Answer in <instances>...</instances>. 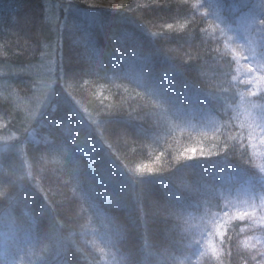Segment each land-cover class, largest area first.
<instances>
[{
    "label": "trees",
    "instance_id": "1",
    "mask_svg": "<svg viewBox=\"0 0 264 264\" xmlns=\"http://www.w3.org/2000/svg\"><path fill=\"white\" fill-rule=\"evenodd\" d=\"M46 1L0 0V264H264L250 194L264 188V146L247 122L264 93L247 102L245 54L228 39L259 10L264 37V0H59L60 29ZM55 44V96L32 122L15 95L35 92L27 69ZM76 108L111 160L80 151ZM112 159L133 200L103 195ZM228 190L249 208H222ZM214 212L223 225L203 246L198 220Z\"/></svg>",
    "mask_w": 264,
    "mask_h": 264
},
{
    "label": "rangeland",
    "instance_id": "2",
    "mask_svg": "<svg viewBox=\"0 0 264 264\" xmlns=\"http://www.w3.org/2000/svg\"><path fill=\"white\" fill-rule=\"evenodd\" d=\"M249 0H246L248 3ZM59 0H47V10L48 15L51 22L54 24L56 21L58 24H55L57 27L59 24L58 18V10L60 9ZM70 4V3H69ZM67 9H71V5L66 7ZM260 10L256 12L248 11L243 12L238 16L237 22L232 25L233 32L228 36L229 43L239 45V48L243 49L244 57L242 61H246L243 66H241V70L243 73V77L245 81L252 82V89L249 91L248 103L250 105L255 104L254 96L256 94L264 93V37L260 32V28L258 27V22L260 21L259 16ZM219 17H221V12L219 11ZM56 22V23H57ZM62 22L61 24H63ZM61 26V25H60ZM62 27V26H61ZM59 28V27H58ZM60 29V28H59ZM46 52L42 55V59L33 67L27 69L32 75L35 76L37 80V86L35 87V92L30 96L25 98H21L18 94L15 95V98L18 102H20L26 109L27 113L30 116L31 121H37L42 118L47 110L48 106L52 102V99L55 96V86L57 85L58 75L60 71V59H59V49L57 45H52ZM5 73H3L4 75ZM13 74H17V72H13ZM2 80L0 78V86H5V79ZM7 88H2V92H5ZM9 92V91H7ZM16 93H11L14 96ZM10 97V92L7 95ZM18 98L20 100H18ZM256 108L250 107L247 110L249 113L247 122L250 124L251 128L254 129L255 134H257L258 139H260L261 145L264 146V99L260 101L259 104L255 105ZM78 112V130L77 133L73 135L75 141L78 142L80 146V151L85 153L89 157V161L92 165L97 164L101 158L107 156L110 157V152L105 149V145L102 144L100 138L97 139L93 136V122L87 120L85 115L83 114V110L76 108ZM206 120L209 121V118L206 117ZM81 130H84L85 133H81ZM259 142V141H258ZM2 145L7 149L17 148L19 155H21L20 149V138H18V142L15 145L14 139L12 137L7 138V141H2ZM18 145V147H17ZM260 145V144H259ZM260 145V146H261ZM261 149L264 153V148L261 146ZM109 155V157H108ZM25 158L23 157V160ZM24 166L26 163L23 162ZM25 174V173H24ZM107 178L103 181L105 191L103 192L104 196H107L108 199L113 200L115 203H121L124 199L133 200L134 194L132 190V182L134 178L128 172H125L121 166L112 159V165L107 169ZM233 181V180H232ZM235 181H239V178H236ZM131 184V185H130ZM222 197L223 207H228L231 212L236 216L240 213L239 208L246 210L249 207L246 204L245 196L247 193L244 190H236L231 193L229 190L226 191ZM249 194V193H248ZM252 196H256L252 205L255 208L261 209V215L259 221L264 224V188L263 190H258L256 192L250 191ZM250 201V200H249ZM131 202V201H130ZM200 217L199 228L197 229L199 242L205 246H211L214 244L215 240L210 243L207 242L209 236L219 234L220 227L223 225V220L225 215L222 214L216 215L214 212L213 216L208 213H204ZM194 222V221H193ZM193 225V224H192ZM4 233L8 235L5 231H2V225L0 226V240L4 239ZM149 258L150 255L148 256ZM153 260H151V264H153Z\"/></svg>",
    "mask_w": 264,
    "mask_h": 264
}]
</instances>
